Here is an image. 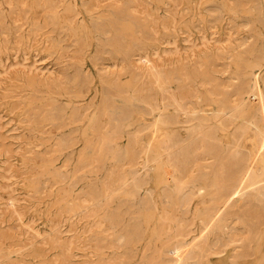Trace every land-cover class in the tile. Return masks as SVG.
<instances>
[{
    "label": "rangeland",
    "instance_id": "1",
    "mask_svg": "<svg viewBox=\"0 0 264 264\" xmlns=\"http://www.w3.org/2000/svg\"><path fill=\"white\" fill-rule=\"evenodd\" d=\"M116 22L126 26L111 47L96 32ZM118 43L128 46L130 56L117 49ZM263 46L264 0H0V264H140L148 240L136 245L139 257L130 260L136 248L125 247L117 236L124 225L107 220L108 213L120 211L132 223L130 216L139 213V202L127 195L121 179L139 170L137 178H147L160 194L169 178L179 177L171 162L200 152L201 144L190 136L198 121L180 113L173 129L186 143L172 161L154 160L155 144L165 136L163 122L175 115L176 105L191 104L199 115L210 116L216 110L217 97L209 87L186 77L194 69L211 70L204 67L210 57L220 58L219 69L229 63L231 58L225 57L230 54L246 61L248 73L255 69L259 90L246 99L242 114L255 118L263 141L264 67H252L264 58ZM237 66L236 61L231 66L233 76ZM176 74L181 82L172 78ZM228 74L216 73L222 84L236 83ZM164 76H171L167 90ZM118 99L133 108L121 139L110 128ZM167 104L171 107L165 110ZM252 134L246 145L251 151L256 147ZM230 136L231 131L225 138L220 135L225 147ZM196 174L195 169L186 180ZM172 182L168 181L170 187L175 186ZM96 191L106 197L92 204ZM237 200L228 212L244 203ZM173 218V227L183 220L179 213ZM185 232L187 243L198 236L197 227L189 223ZM199 242L198 249L203 245ZM183 250L182 264H188L192 247L184 244ZM261 250L256 258L246 259L236 258L237 251L229 249L210 262L257 264L264 235Z\"/></svg>",
    "mask_w": 264,
    "mask_h": 264
},
{
    "label": "bare ground",
    "instance_id": "2",
    "mask_svg": "<svg viewBox=\"0 0 264 264\" xmlns=\"http://www.w3.org/2000/svg\"><path fill=\"white\" fill-rule=\"evenodd\" d=\"M225 5L221 8L222 12L223 10L226 9ZM122 7L126 9L125 8L126 6H122ZM165 7L166 6H164V8ZM238 7H240V5ZM167 9L168 7L166 8V10ZM239 9L240 8L235 9L234 12L238 14ZM186 12L188 11L186 10ZM181 16L182 15H180V17ZM119 20L123 22V18ZM125 26H126L125 24H118L116 22V24L113 27L112 26L110 28L102 27L101 29H98V32L96 33H99L100 36H102L105 39L104 41H107L108 45L114 47L113 42L123 35V31H124L123 27ZM117 46H120L119 43ZM119 48L117 47L118 50L130 56L129 54L131 52L129 51L128 46H120ZM256 53L254 54L256 55ZM260 55L261 54L259 53V56ZM228 58L231 59L228 60ZM219 60L220 58L210 57V59L204 61L205 62L204 67L205 65H209L211 67V70L194 69L193 71L190 70L191 72H189L186 75L189 81L194 82L196 80H201V83L209 87V90L212 92V94H214L217 97L214 101L215 104L213 105V106L216 105V110H213L214 111L213 115L210 116L203 114L199 115L194 109V106L193 108H191L189 106L191 104L185 105V104H180L181 103L180 102L178 105L175 106V113H174L175 115L168 116L163 122L164 125L163 131H165L164 138L158 141L157 144H155V146L157 145L156 148L158 149L156 153L157 155H155L156 157L154 160L158 163V160L162 159L163 157H168V159H171L170 161H172V157H174L175 154L180 152L184 143H186L185 141H182L180 139L181 137L176 134L177 131L174 132L173 129V126L179 124L180 113H183L181 115H185L187 117L191 116L193 120L198 121L197 127L192 131H190L191 132L190 136L195 139V144L196 142H199L201 144V148H200L201 150L198 153L196 152V154L192 157L186 155L187 157L182 162H180L179 160H175L171 162L170 168L172 169L173 174L175 172L179 177L177 179L168 177L169 178L168 181L171 179L175 183V186L170 187V184L167 181V183L163 188V192L160 194H156V191L150 188L149 186L150 183L148 180H146L147 178L146 179L145 178L143 179V177L137 178L139 170L134 171L132 174L130 172L131 174L130 176L125 175L121 179V184H120L121 187L122 188L128 187L127 195L135 203L136 201L139 202V206H138L139 213L134 217L130 216L129 219L130 220L133 219L132 223L126 222L127 221L125 220L126 216L123 215L120 211H113L111 213H108L107 220L112 222L116 226L124 225V227H120V231L117 236L125 247L136 248V251H134L132 255H129L131 257L130 260L138 259L139 246L136 245L141 244L143 241L146 240H148V242L146 246L144 245L145 249L140 264H163L164 256L167 259L168 264H182V255L184 254L185 251L183 250L184 244H188L189 247L191 246L193 251V252L190 251L191 253H193V256L192 258H190V260L192 259L194 260L192 262L189 260L188 264H211L210 259L214 255H222L224 252L227 253L229 249H232L233 251H237V254L235 256L236 258L244 257L246 259L256 258L258 254H260L262 251L261 241L264 235V140L261 141L262 138L260 140L259 125L255 121V118H247L242 114V107L246 99H248L250 95L255 97L257 96V90H259L257 88L258 76L256 72H254L255 69L250 73L247 72L246 61H244L243 58L241 60H237V58L232 54L226 56L225 60H228L229 63L225 64L226 67L223 66L222 69H219L220 66ZM256 60H257V64L252 67L260 70L262 67H264V58L262 59L258 58ZM235 61L236 64L238 65L237 66L238 72L235 76H233L231 71V66ZM185 67L186 66H184V68ZM252 67L250 66V68ZM220 71L222 72L228 71L229 79L237 80V82L235 81L236 83H233L231 81L229 84H225V83L222 84L216 75V73H219ZM164 77H163V90H167L171 76L170 77L166 76L165 78ZM172 78L176 80V82L177 81L181 82L182 80V78L177 74ZM135 79L138 80L139 78L135 77ZM214 82H216V84ZM229 86H233L232 89L229 90L228 89ZM115 104L116 105L114 106L113 110H111L110 113V124H111L110 128L113 131V133L117 134V137L121 139L124 136V134L127 133L126 128H129L128 124L130 125L129 122L133 116V111H132L133 108L132 110H130L127 106L121 104L120 101ZM204 105L206 106V104ZM169 107H171V104H167L165 106V110L170 109ZM134 111L137 112V110L135 109ZM142 112L144 114H147L149 111H145L144 109H142ZM202 112L204 111L202 110ZM159 113L162 112L160 111ZM137 115L139 116V113ZM150 115L153 114L150 113ZM230 131H231V136L228 140V143H230V145L228 147H225L224 143L220 139V135L223 138H225V136ZM251 134L255 136L253 137L254 141L256 140L255 142L256 147H254L252 143V146L255 148V150L252 151L247 150L246 148L247 140L248 138H250L249 136ZM187 135H189V132ZM251 139L252 138H250V140ZM150 143H152V141ZM153 152H155V150ZM148 156L150 158V155ZM144 159L146 160L148 159V157L147 158L144 157ZM148 160L152 161V159H148ZM147 163L145 162L144 164ZM160 165L162 164H159L158 166ZM195 169L197 174L187 181L186 178L188 177V174L193 173ZM144 171L146 170H143V173H145ZM169 171L170 170H168V173H170ZM170 174H172V172ZM167 175L169 176V174ZM105 197L106 195L101 191L94 192L92 196V200H93L92 204L100 203L105 199ZM238 198L243 199L244 203L239 207L238 210L237 207L235 208L237 211L228 212V208L232 205L234 201L235 202L238 201L237 200ZM195 200L197 202H195ZM199 205H203V207L200 208ZM158 211H160L161 213L159 217L157 216ZM176 213H179L183 217L182 218L183 220L176 222L175 225L176 227H173L172 226V222H174L173 217L176 216ZM172 214L173 217L171 216ZM228 221H231L230 226L227 225ZM188 223L189 225L196 226L198 230V236L195 237L190 243H187V241L184 239L188 237V234L185 232ZM198 240H201L202 243L201 242L199 243L203 244L199 249L198 246L195 244V242ZM172 242L174 244L170 245L172 244ZM163 245H165L166 248L162 247ZM158 253H160L161 255L157 256ZM257 264H264V252L261 259L257 262Z\"/></svg>",
    "mask_w": 264,
    "mask_h": 264
}]
</instances>
